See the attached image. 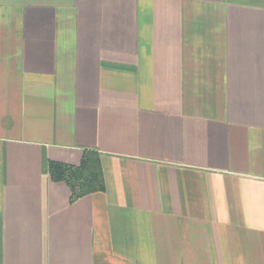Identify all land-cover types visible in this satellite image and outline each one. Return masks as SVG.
<instances>
[{
	"label": "crops",
	"instance_id": "1",
	"mask_svg": "<svg viewBox=\"0 0 264 264\" xmlns=\"http://www.w3.org/2000/svg\"><path fill=\"white\" fill-rule=\"evenodd\" d=\"M0 264H264V0H0Z\"/></svg>",
	"mask_w": 264,
	"mask_h": 264
},
{
	"label": "trees",
	"instance_id": "2",
	"mask_svg": "<svg viewBox=\"0 0 264 264\" xmlns=\"http://www.w3.org/2000/svg\"><path fill=\"white\" fill-rule=\"evenodd\" d=\"M48 174L51 181L63 183L68 188L70 203L104 191L99 154L93 150H83L80 163L75 166L49 162Z\"/></svg>",
	"mask_w": 264,
	"mask_h": 264
}]
</instances>
